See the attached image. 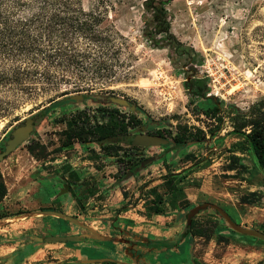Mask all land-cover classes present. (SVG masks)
Wrapping results in <instances>:
<instances>
[{
    "label": "rangeland",
    "instance_id": "1",
    "mask_svg": "<svg viewBox=\"0 0 264 264\" xmlns=\"http://www.w3.org/2000/svg\"><path fill=\"white\" fill-rule=\"evenodd\" d=\"M143 1L80 0L85 12L101 15L98 30L107 44L99 47L81 39L74 48L100 57L106 53L110 71L84 82L61 83L58 91L67 90L66 97L38 86L0 120L1 153L11 133L25 120L35 119L32 134L0 160V179L6 189L0 216H8L6 224L31 222V241L38 249L46 246L31 260L18 255L12 261V250L0 249V264H148V259L151 264H260L264 260V241L229 229L212 209L200 211L193 220L207 226L215 223L214 234L195 237L192 243L187 235L177 244L185 213L203 203L220 207L245 228L258 230L264 221V173L238 147L241 138L232 133V113L225 114L221 130L208 142L172 143L178 124L204 131L213 128L215 121L203 111L215 101L246 110L264 99V0H170V31L181 43L179 52L155 48L144 38ZM192 80L207 89L204 99H191L192 87L186 83ZM75 83L82 87L80 92H74ZM76 94L84 99L72 101L70 96ZM111 98L126 100L128 106L113 104ZM112 109L118 110L123 123L134 117L142 126L161 132L167 146L137 149L143 153L137 157L126 141L86 145L73 138L65 143L67 123L76 115L81 113L94 126L108 122L107 111ZM140 162L145 166L135 170ZM66 167L77 174L79 184L62 174ZM181 171L185 177L178 186L192 205L186 210L174 209V196L159 187L165 175ZM153 187H159L163 196L164 215L151 216L147 222ZM41 210L61 212L102 236L130 235L124 228L131 226L136 228L134 237L166 233L172 239L152 241L153 253L135 262L126 258L118 241L102 242L66 220L34 213ZM67 235L80 236V241L43 239ZM52 246L56 249H49ZM167 248H178L179 253L173 258L156 254Z\"/></svg>",
    "mask_w": 264,
    "mask_h": 264
},
{
    "label": "trees",
    "instance_id": "2",
    "mask_svg": "<svg viewBox=\"0 0 264 264\" xmlns=\"http://www.w3.org/2000/svg\"><path fill=\"white\" fill-rule=\"evenodd\" d=\"M169 3L170 0L142 2L146 13L143 18V36L155 48L172 47L179 52L181 43L170 31V16L167 10ZM26 11L29 13L27 16L23 14ZM101 19L100 14L85 12L80 6V0H0V120L7 115L9 109L16 107L36 91L38 86L58 92L59 97H66L70 94L67 90L58 91L61 83L72 80L84 82L89 76L108 73L110 70L104 58L106 53H101L100 57L90 50L74 48L81 39L99 47L106 46L107 37L98 30ZM194 84L193 80L186 83L192 87L191 99H204L207 89ZM74 85V92H80V84ZM229 112L232 113V133L241 138L237 142L238 147L249 153L257 169L264 173V99L254 102L246 110L215 101L212 107L203 111L209 120L215 121L213 128L204 131L200 128H190L186 124H178L172 136V143L186 145L208 142L221 130L225 114ZM109 115L108 123L94 126L82 119L81 113L76 115L67 123L65 143H69L73 138L86 142L89 137H93L99 144L107 138L111 143H119L121 138L129 133L130 128L141 125V121L134 117L123 123L120 117H117L120 114L116 109L110 110ZM126 145L130 146V139H127ZM231 159L238 158L232 156ZM183 173L181 171L165 175L159 187L164 188L165 194L174 196V209L180 206L186 210L192 205L178 186L185 177ZM62 174H67L75 185L79 184L77 174L68 167L62 170ZM68 187L71 189V195L77 199L76 192L70 185ZM159 187L150 189L155 196L147 208V218L164 215L161 207L163 196L158 194ZM5 195L6 189L0 179V200ZM6 219L8 216H0V221ZM187 230L190 237H209L214 234L215 223L207 226L191 220ZM258 231L264 233V221L259 225Z\"/></svg>",
    "mask_w": 264,
    "mask_h": 264
},
{
    "label": "water",
    "instance_id": "3",
    "mask_svg": "<svg viewBox=\"0 0 264 264\" xmlns=\"http://www.w3.org/2000/svg\"><path fill=\"white\" fill-rule=\"evenodd\" d=\"M70 99L72 101H80L82 99H84V96L82 94H76L74 96H70ZM110 101L113 104H117L120 106H128V103L126 102V100H121V99H117V98H111ZM133 108V107H131ZM32 131V120H25V122H23L22 125H19L12 133H11V138L7 141L6 145H5V150L4 152L0 155V160H2L4 158L5 155L10 154L12 151H14L20 144H22L30 135ZM167 144V141L157 137V136H149V135H145V134H137L134 136V138L131 141V145L133 146H142V147H151V146H159V145H165ZM205 209H212L215 212H217V214L224 220V222L226 223V225L228 226L229 229L233 230L236 233L242 234V235H246L249 237H254L256 239H259L261 241H264V233H261L258 230H254V229H249V228H245L242 227L241 225L235 223L230 216L220 207L214 205V204H209V203H203L200 205H196L195 207L191 208L188 212L187 215V224L190 223L191 218L199 213L200 211H203ZM36 215H42V216H54L56 218H60L62 220H66L67 222L74 224L88 232H90V234L95 237L97 240L105 242V241H118V242H122L123 240L121 238H112L110 236H102L100 234H98L97 232H95L94 230H92L91 228L87 227L84 224H81L78 222V220H76L75 218L72 217H68L65 214L61 213V212H57V211H53V210H41V211H36L34 212ZM6 220H1L0 221V227L6 225ZM45 242H59V243H67V242H79L80 241V236H76V235H67V236H50V237H46L43 238ZM35 240L37 241H41V239L39 238H35ZM127 241V240H125ZM95 261V260H93ZM111 261V260H110ZM91 260L89 261H84V263H90ZM261 264H264V260H262Z\"/></svg>",
    "mask_w": 264,
    "mask_h": 264
},
{
    "label": "flooded vegetation",
    "instance_id": "4",
    "mask_svg": "<svg viewBox=\"0 0 264 264\" xmlns=\"http://www.w3.org/2000/svg\"><path fill=\"white\" fill-rule=\"evenodd\" d=\"M109 111L110 110H108L107 111V115L109 116V118H110V115H109ZM31 120H32V127L34 126V123H35V119L34 118H31ZM109 121V120H108ZM106 123H108V122H106ZM105 123V124H106ZM22 125V124H21ZM100 125V124H99ZM144 127V128H143ZM131 129V128H130ZM130 129H129V131H130ZM136 129H139V131L138 132H134ZM132 131L131 132H129L126 136H123L122 138H121V141H126L127 142V139H130V146H129V149L131 150V151H133L135 154H133L134 156H137V157H143V153H139V152H137V149L138 150H145V149H147V148H151V147H142V146H133V145H131V141H132V139L134 138V136L135 135H137V134H145V135H149V136H157V137H160V138H162V139H164V137H163V135L161 134V132H159L158 130H150V129H148L147 127H145V126H142V124L141 125H139V126H137V127H135V128H132L131 129ZM32 134V133H31ZM11 138V135L9 136V138L7 139V141L9 140ZM164 140H166V139H164ZM120 141V142H121ZM167 141V144H168V140H166ZM78 142H80V141H78ZM92 142H95V143H97V144H99L98 142H96L95 140H94V138L93 137H89V140L87 141V142H80V143H86V145H89V144H91ZM106 142H110L109 140H108V138L105 140V141H103L102 143H106ZM7 143V142H6ZM101 143V144H102ZM167 144H165V145H160V146H167ZM21 145V144H20ZM19 145V146H20ZM100 145V144H99ZM126 145V144H125ZM174 145V144H173ZM18 146V147H19ZM17 147V148H18ZM131 147H134V148H131ZM4 150H5V147H4V149L3 150H1V153H0V155L4 152ZM9 156V155H8ZM7 156V157H8ZM7 157H4L3 159H5V158H7ZM150 158H152L151 156H149L148 157V159H150ZM146 160V159H145ZM145 160H143V161H145ZM145 165H144V162H140L137 166H135L134 167V169L136 170H139V169H142L143 167H144ZM134 170V171H135ZM189 212V211H188ZM188 212L187 213H185V217H186V219H185V226H184V230H183V232H181V235H180V237L178 238V245H180L179 243H180V241L182 240V238L183 237H185V236H187L188 234H187V226H189L190 225V223H191V221H190V223L189 224H187V215H188ZM231 218V217H230ZM191 220H193V217L191 218ZM120 236H122V237H120ZM120 236H118V238H121L123 241L122 242H119L120 244H123V247H122V252L124 253V251H125V253H126V258H128L129 260H135V262H138V261H140V259H142V258H144V257H148V255L150 254V253H153V252H151V250H152V248L150 247V246H152L154 243L153 242H156V241H154V240H151L150 238H143V237H139V236H135L134 237V235H129V234H123V235H120ZM110 237H112V238H115L114 236H111L110 235ZM194 238L195 237H190V239H191V243L193 242V240H194ZM125 240H127V241H125ZM153 241V242H152ZM109 242H113L112 240L111 241H109ZM157 243H160V242H157ZM156 244V243H155ZM177 245V246H178ZM169 248H167V249H164V250H162V251H159V253H156V254H158V255H161V256H163V257H165L164 255H166L167 254V257L168 256H171V258H173L175 255H177L179 252H178V248L176 249V251H172V250H168ZM189 250H190V248H189ZM169 253H172V255H170ZM157 255V256H158ZM156 256V257H157ZM170 258V259H171ZM166 259V258H165ZM169 259V260H170ZM149 260V263L148 264H151V262L150 261H152V260H150V259H148ZM189 261L191 260V259H188ZM121 263L123 264V263H128V262H124V261H121ZM190 263V262H189Z\"/></svg>",
    "mask_w": 264,
    "mask_h": 264
},
{
    "label": "crops",
    "instance_id": "5",
    "mask_svg": "<svg viewBox=\"0 0 264 264\" xmlns=\"http://www.w3.org/2000/svg\"><path fill=\"white\" fill-rule=\"evenodd\" d=\"M133 216V215H132ZM146 221L149 222L150 220ZM141 220H143L142 218H140ZM131 221H136L133 218H131ZM53 223V222H51ZM54 225H56V223H53ZM131 225H136V224H131ZM32 223L30 222V224H24L22 222L19 223H14V224H6L4 226H2L0 228V249L3 248H7L12 250L13 252V258L11 259L12 261L16 260V257L21 256L23 257V259H33L34 257H36L37 255L40 254V251L44 252V250L46 251V246H44L43 248L38 249L37 248V244L36 242H32L31 241V237L28 236V234L33 233V230H31L32 228ZM24 228V229H23ZM126 229V233H130V235H133V233H135V227H131L128 226V228H124ZM137 233V232H136ZM26 236L28 238H26ZM180 237V236H179ZM154 238V239H153ZM153 238H150L151 240H154L156 242H164L166 241V239H172V236H168V234L163 233L161 236H154ZM28 248H30V250H28ZM56 249L55 246L50 247L49 249ZM26 250V252H25ZM170 254V253H169ZM171 255V254H170ZM9 260L8 263L11 261Z\"/></svg>",
    "mask_w": 264,
    "mask_h": 264
},
{
    "label": "bare ground",
    "instance_id": "6",
    "mask_svg": "<svg viewBox=\"0 0 264 264\" xmlns=\"http://www.w3.org/2000/svg\"><path fill=\"white\" fill-rule=\"evenodd\" d=\"M1 127V126H0Z\"/></svg>",
    "mask_w": 264,
    "mask_h": 264
}]
</instances>
